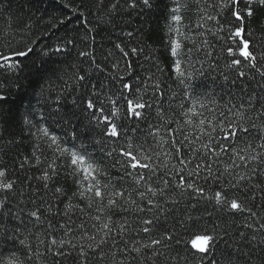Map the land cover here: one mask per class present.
<instances>
[{"label":"snow or ice","instance_id":"snow-or-ice-1","mask_svg":"<svg viewBox=\"0 0 264 264\" xmlns=\"http://www.w3.org/2000/svg\"><path fill=\"white\" fill-rule=\"evenodd\" d=\"M160 6L80 0L79 17L116 24ZM164 15L168 78L180 93L142 29H122L100 57L86 29L71 88L26 121L41 143L21 153L23 135L6 136L0 123V264H264V0H164ZM30 44H0V91L44 71L52 46ZM61 44L56 53L75 41ZM81 116L98 136L84 138L73 123ZM41 122L64 126L71 145Z\"/></svg>","mask_w":264,"mask_h":264},{"label":"trees","instance_id":"trees-1","mask_svg":"<svg viewBox=\"0 0 264 264\" xmlns=\"http://www.w3.org/2000/svg\"><path fill=\"white\" fill-rule=\"evenodd\" d=\"M0 3L4 5L3 9H0V44L10 42L12 46H17L20 42L31 41L30 46H35L37 52L47 51L48 47L52 46L48 57H45L48 63L45 65L44 71H41L39 75L31 76L27 71L20 73L21 76H29L24 81V86H12L7 91H0V95L5 97L4 100H0V117H2L0 123H3L8 130L5 133L6 136L8 133H12L16 135L19 141L23 135L24 143L19 148L21 153L27 154L32 151L36 144L41 143L35 136L30 135L26 121L29 119H33L34 122L39 120V114L45 111L44 100L50 94L54 96L65 85L71 88L73 73L80 66V61L85 59L79 57L77 53L89 40V37L85 36L86 29H91L90 35L95 36L92 47L96 49L98 57L111 49L114 43H119L125 39L121 35L122 29L124 32L142 29L147 33L146 39L149 41V49L155 50L154 59L158 57V62L165 69V79H167L169 90H174L176 93L181 92L180 86L175 82L174 75L172 78H168L169 57L165 49L167 44L165 37L167 35L166 25L171 21L170 19L165 20L164 0H161L160 8L149 15L133 13L131 16L118 19L116 24H106L97 20V14L89 15L87 11L84 15L88 22L85 23V20L79 17L80 0H0ZM74 8L77 11L74 12ZM189 15L191 19L186 18L185 25L196 20L194 13ZM258 18L259 26L264 27V15ZM60 21H64V23L61 24ZM251 31H253L254 36L260 35L257 25H253ZM189 34L192 35L191 32ZM3 37L10 38V41L3 40ZM64 38H72L75 41V46L69 45L70 51L67 53H56L54 47L62 46L61 41ZM209 39L211 38L209 37ZM81 40L85 43H81ZM185 46L191 47V44L186 42ZM5 50L4 47H0V52ZM140 62L144 63L143 57H140ZM29 64L33 69H40L39 60L35 65H31V62ZM221 65H223V61H221ZM84 66L87 67L86 64ZM53 70H55V74H53ZM97 75L100 74L97 73ZM206 84L207 89L202 88L201 91H211V80L206 81ZM42 88L43 95L41 94ZM71 99L72 97H68V103L65 104L64 111L66 112L72 108ZM217 99L223 103L219 96ZM48 102L51 103L50 98ZM173 104L175 106V101ZM73 123L83 131L84 138L89 140L93 135L98 136V132L102 130L101 128L97 129L96 132H89L85 128L89 121L84 116H81L79 120H74ZM39 126L48 127L52 135L57 136L62 143L66 142L64 143L65 147L71 145L72 141L66 134L67 130L64 126L52 122H41ZM94 126L95 122L93 121ZM21 129H23L22 133ZM32 131L35 132V128ZM41 147L43 150L47 145L42 144ZM13 154L10 153V156ZM5 159L9 158L5 157ZM0 255L7 259L8 253L5 250ZM48 264H51V258H49ZM65 264H72V261L68 260Z\"/></svg>","mask_w":264,"mask_h":264}]
</instances>
